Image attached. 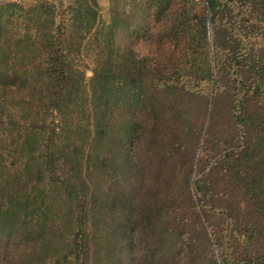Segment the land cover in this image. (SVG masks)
Segmentation results:
<instances>
[{
    "label": "trees",
    "instance_id": "trees-1",
    "mask_svg": "<svg viewBox=\"0 0 264 264\" xmlns=\"http://www.w3.org/2000/svg\"><path fill=\"white\" fill-rule=\"evenodd\" d=\"M206 4V17L192 27L193 39H207L211 27L214 40L221 47L216 48L230 52L229 64L221 67L219 75H223L225 69H233L228 78L234 84L229 104L233 134L222 147L203 151L199 179L188 185L190 200L195 202L194 195L198 200L190 208L199 218L217 216L225 221V264H264V45L255 49L252 44L246 52L244 45L246 38L256 42L259 36L264 41L261 25L264 0H207ZM99 8L98 0H76L65 9L73 15L74 28L83 22L84 29L89 30L99 18ZM59 9L47 0H38L28 9L16 3L0 7V64L6 68L0 69V86L2 75L13 86H46L39 90L48 100L44 106L51 116L57 112L58 119L54 121H59L50 132L45 126L37 131L33 128L25 138V145L33 140L28 145V154L24 149V169L31 176L30 188L25 193L19 190L16 195L0 200V264H95L92 253L97 255L98 251L93 250V238L88 232L90 216L95 220L104 215L109 217L110 228L117 227L115 241L121 238V244L130 241L141 228L168 227L169 219L175 217L168 207L164 210L158 205H147L144 209L135 206L118 191L117 177L108 176V164H118L122 149V162L133 163L132 147L134 149L138 138V127L132 119L126 122L121 119L130 116L133 107L146 106V86L154 69L149 68L146 58L137 61L131 55L120 61L110 56L105 68L98 62L101 68L94 70V78L87 85L84 77L73 71L65 54L64 36L68 31L63 29V24L56 26ZM23 13L26 30L12 46L7 40L9 31L5 18L7 23ZM253 21L256 24L250 27ZM32 30L36 36H42L40 44L45 56L43 60L35 59L26 64L23 71L18 72L9 63L21 60L22 64L26 58L33 57L25 58L26 51L38 50ZM119 79L124 86L117 84ZM219 83L223 80H214V86ZM82 86H94L91 103L84 101L79 105L77 99L82 97ZM215 100L216 97L211 96V102ZM73 108L87 116L88 124L83 130L72 126ZM88 127L91 130H87ZM84 130L88 133L85 138L89 146L84 150L82 144L84 151L79 153L78 143L72 145L71 140L74 134L83 135ZM154 130L153 150L166 137L159 125ZM195 152L192 153L194 159ZM92 158L100 168L87 178L84 167ZM4 167L6 164L0 154V169ZM51 188L53 197L47 193ZM231 194L233 196L228 198ZM99 225L98 220L94 226ZM65 231L69 232V238ZM11 249L16 250L17 258L12 259L6 252ZM110 251L124 256L131 248Z\"/></svg>",
    "mask_w": 264,
    "mask_h": 264
},
{
    "label": "rangeland",
    "instance_id": "rangeland-1",
    "mask_svg": "<svg viewBox=\"0 0 264 264\" xmlns=\"http://www.w3.org/2000/svg\"><path fill=\"white\" fill-rule=\"evenodd\" d=\"M37 1L31 0L26 4L17 1L16 4L21 3V6L28 9ZM47 1L60 7L55 21L56 26L63 24V29L68 31L64 36L65 54L73 71L79 72L87 85L94 78V70L101 68L98 62L101 61L104 67L110 56L118 57L120 61L131 55L137 61L146 58L149 68L154 69L146 86V106L133 107L130 116L121 119L122 122L132 119L138 127V138L134 142V149L132 147L133 163L128 164L131 165L128 167L122 162L124 150L120 147L122 150L118 164H108V176L117 177L118 191L133 201L135 206L144 209L147 205H158L164 210L168 207L175 217L169 219L170 226L159 225L148 230L141 228L130 241L121 244V238L115 241L114 230L117 227L114 230L110 228L112 221L109 217L104 215L95 220L90 216L88 232L93 238V250L96 248L99 253H92L94 263L225 264V221L217 216L199 218V214L190 208L198 201L197 196L194 195L195 202H192L188 191L189 182L199 179L203 151L214 146L222 147L233 134L229 104L234 94V84L228 79L233 69H225L223 75H219L221 67L226 68L229 64L230 52L228 49L216 48L221 47L214 40L211 27L207 39H193L195 34L192 27L207 15V0H98L99 18L89 30L84 29L86 24L83 22L74 28L73 15L65 9L76 0ZM24 17L25 13L7 23L5 18L9 31L7 40L12 46H15V42L26 30ZM254 23L251 22L249 26L252 27ZM261 25L264 28V23ZM54 32H57V27ZM36 35L32 30V39L36 40L38 50L24 53L25 58L33 57L26 58L22 64L21 60L9 63L18 72H22L24 66L35 59L37 62L44 59V48L40 44L42 36ZM255 39L256 42L246 38L245 52L252 44L255 49L263 47L261 37L256 36ZM0 69L6 70L2 64ZM1 79L0 154L6 167L0 169V200H6L7 196L16 195L17 191L25 193L30 188L31 176L24 169L25 153H29L28 145L33 141L31 139L25 145L28 132L33 128L37 131V128L43 126L50 132L59 121H54L58 119L57 112L51 116L44 106L48 100L39 90L46 89V86H13L3 75ZM215 79L223 80V83L214 86ZM119 83L124 86L121 79ZM93 87L81 89L82 97L77 99L79 105L84 101L91 103ZM211 96L216 97L213 103ZM71 110L74 111L71 114L74 118L72 126H79L83 130L88 124L87 116L77 108ZM157 125L166 137L153 150L152 142L156 137L154 129ZM87 130L91 129L88 127ZM82 133L84 136L80 132L74 134L71 140L72 145L78 143L79 153L89 146V140L85 138L87 131ZM170 150L173 151L169 153ZM194 150L195 159L192 154ZM94 158L84 167L87 178H91L94 171L100 168L96 166ZM191 163L194 165L191 166ZM122 169L123 172H120ZM224 182L227 184V178ZM47 193L53 194V189ZM232 196L228 195V198ZM98 220L101 225L95 227ZM65 232L69 238V232ZM124 248H131L124 256L110 251H121ZM6 252L12 259L18 257L15 256V249ZM43 253L48 254V251Z\"/></svg>",
    "mask_w": 264,
    "mask_h": 264
},
{
    "label": "crops",
    "instance_id": "crops-1",
    "mask_svg": "<svg viewBox=\"0 0 264 264\" xmlns=\"http://www.w3.org/2000/svg\"><path fill=\"white\" fill-rule=\"evenodd\" d=\"M17 1L18 3L23 1V3L26 4L27 2H30L31 0H0V7L6 4H9V3H17ZM20 5H23V4L20 3Z\"/></svg>",
    "mask_w": 264,
    "mask_h": 264
}]
</instances>
